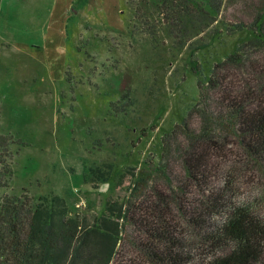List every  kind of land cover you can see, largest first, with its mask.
<instances>
[{
    "label": "rangeland",
    "instance_id": "1",
    "mask_svg": "<svg viewBox=\"0 0 264 264\" xmlns=\"http://www.w3.org/2000/svg\"><path fill=\"white\" fill-rule=\"evenodd\" d=\"M162 1L0 0V133L11 139L13 171L0 199L35 204L55 195L70 216L89 221L107 202L129 208L152 201L167 209L180 233L184 264H201L211 257L177 200L184 195L187 201L185 188L190 203L208 192L188 177L193 140L201 146L208 136L225 147L211 185L225 201L263 218L264 160L246 151L237 118L220 103L217 88L196 87L190 62L203 64L210 28L197 37L192 25L184 31L170 11L156 14ZM217 6L218 21L249 26L264 0ZM221 38L228 48L219 41L208 47L221 54L218 76L227 75L241 93L264 90V46L242 47L235 64L225 61L232 39ZM95 167L109 179L96 180ZM145 238L127 220L111 264H148Z\"/></svg>",
    "mask_w": 264,
    "mask_h": 264
},
{
    "label": "trees",
    "instance_id": "2",
    "mask_svg": "<svg viewBox=\"0 0 264 264\" xmlns=\"http://www.w3.org/2000/svg\"><path fill=\"white\" fill-rule=\"evenodd\" d=\"M200 1L163 0L156 14L164 17L170 11L184 31L188 25L193 26L195 37L210 28V41L202 49L203 64L190 62L196 87L200 89L204 83L217 88L220 103L237 118L246 151L264 160V90L241 93L227 75L218 76L216 71L223 68V60L218 56L221 54L208 50L216 41L219 48H228L223 44V33L233 44L227 50V62L239 63L242 47H263L264 9L249 26L234 25L217 20V3L222 0ZM213 24L219 26L213 27ZM170 25L177 27L178 24L171 22ZM182 45L184 42L176 46ZM210 57L211 63L205 60ZM206 71L208 74L203 80L202 74ZM203 138L201 146L199 139L193 140L197 146L185 159V165L193 183L208 192L201 195L203 200L190 203V193L185 188L187 201L184 195L177 199L179 211L200 237L198 245L211 257L201 264H264V218L225 201L223 194L211 185L217 172L215 160L225 152V147L208 136ZM11 145V139L0 133V192L8 187L13 176ZM90 170L100 182L109 179L103 176L100 167ZM130 171H122L117 186ZM169 216L166 208L160 209L152 201L129 208L123 203L107 202L103 212L89 221L85 216H70L65 201L55 195L41 197L35 204L23 197L4 196L0 199V264H111L127 220L141 227L146 235L142 251L148 264H184L179 254L181 235L171 225ZM214 217L219 221H214Z\"/></svg>",
    "mask_w": 264,
    "mask_h": 264
}]
</instances>
